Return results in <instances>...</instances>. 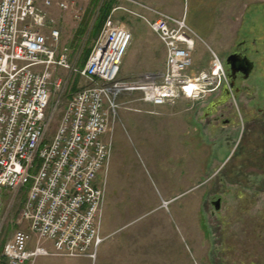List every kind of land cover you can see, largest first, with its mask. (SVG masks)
Listing matches in <instances>:
<instances>
[{"label": "built area", "instance_id": "obj_1", "mask_svg": "<svg viewBox=\"0 0 264 264\" xmlns=\"http://www.w3.org/2000/svg\"><path fill=\"white\" fill-rule=\"evenodd\" d=\"M125 1L134 8L117 6L105 20L80 72L91 85L73 95L49 138L51 68L56 59L59 64L69 59L53 10L71 11L78 20L82 10L68 0H0V234L13 202L6 209L3 196L30 184L19 215L29 230L15 233L0 264H36L40 257L96 259L106 239L102 227L111 129L121 97L139 93L137 100L145 106L161 107L181 99L198 102L229 85L224 59L185 17L139 0ZM117 10L143 20L163 44V72L135 80L122 76L133 34L114 18ZM198 40L212 55L211 68L201 72L193 69ZM62 84L55 80L54 89Z\"/></svg>", "mask_w": 264, "mask_h": 264}, {"label": "rangeland", "instance_id": "obj_2", "mask_svg": "<svg viewBox=\"0 0 264 264\" xmlns=\"http://www.w3.org/2000/svg\"><path fill=\"white\" fill-rule=\"evenodd\" d=\"M68 1L83 10L84 18L81 21L76 19L71 11L57 10L54 13L59 22L62 48H68L69 59L64 64H59L56 59L57 63L51 68L50 113H54L49 138L57 131L73 95L91 85L80 72L86 66L97 39L86 24L89 22V8L93 7L90 5L91 0ZM94 1H97L95 10L105 2L113 3V9L123 5L134 8L125 0ZM139 1L176 17H185L189 26L221 59L226 57L235 41L249 34L257 37L258 31L264 34V0H157L159 4L156 0ZM113 16L130 29L133 36L137 28L141 30L140 35L133 37L124 60L133 50L138 65L144 64L148 58L145 44L148 45L150 41L151 46H155L158 58L163 57V44L156 36H151L149 26L143 20L123 10L115 11ZM209 34L212 40L207 38ZM153 39L155 44H152ZM149 51L152 52L151 49ZM193 60L195 72L211 68L212 55L207 45L200 40L197 41ZM57 79L63 82L60 90L54 89ZM259 81L260 78L256 77L250 86H255ZM259 86L263 87L264 84ZM217 94H210L198 102L181 99L176 104L161 107L145 106L137 100L139 93L126 94L120 98L111 129L113 151L106 177L103 224L107 217L112 222L111 227L116 228L123 221L140 217L129 226L127 232L130 237L136 239L149 235L157 239L159 252L162 242L166 241L168 247L173 249V257L177 259L174 264H264V221L259 217L264 214V191L260 193V202L246 210L245 206L250 207L251 204L241 194H252L253 190H245L232 178L233 164L241 158L245 160L244 169L259 173L253 177L256 182L254 185L260 184L264 178L262 167L250 166L247 161L251 146L246 142L252 127L246 120V107L250 101L246 92L241 99L233 100V104L237 102L241 111V125L236 128L229 144L230 139L226 137L229 127L223 130L225 128H222L224 125L221 123L222 126L212 130L214 133L211 136V130L202 116L206 106L217 98ZM138 120L145 123L138 124ZM109 137L106 136V139ZM240 138L242 142L238 153L230 160L232 147ZM29 188L30 184L15 195L7 192L3 196L6 209L10 201L13 202L2 225L0 258L4 247L17 231L29 230L27 224L19 221ZM218 196L222 198L220 210L211 202ZM45 244L50 245L48 242ZM38 260L39 264L63 262L50 257H40ZM158 264L162 263L159 261Z\"/></svg>", "mask_w": 264, "mask_h": 264}, {"label": "flooded vegetation", "instance_id": "obj_3", "mask_svg": "<svg viewBox=\"0 0 264 264\" xmlns=\"http://www.w3.org/2000/svg\"><path fill=\"white\" fill-rule=\"evenodd\" d=\"M256 35L257 37H253L252 34H249L247 37L235 41L231 50L224 58V61L230 55H236V61L233 60V63L236 65V71L231 75L229 85H225L217 92V98L206 106L202 116L204 121L207 122L206 125L208 129L211 130V136L214 133L212 130L222 126L221 123L224 125L222 128H225L223 130H227L229 127V130L226 132V137L230 139L228 141L230 144L231 140L234 138L236 128L241 125L239 123L241 111L237 102L233 104V100L241 99L242 94L246 92L247 99L250 101L249 105L246 107V114L248 115L246 120L252 127L251 134L246 142V144L248 143L251 146V151L249 152L250 156L247 161L251 164L250 166H261L262 170H264V86H259L264 84V34L258 31ZM246 56L254 62V67L247 77L245 68L249 62L245 59ZM256 77L260 78L259 83H255L259 87L256 85L250 86L251 81H254ZM232 83L233 86H231ZM253 102L255 104L250 107ZM242 123H244V121H242ZM241 142L242 138L232 147L230 160L238 153ZM237 162L238 163H234L232 167L234 168L232 178L237 181L235 182L237 185L240 183V186L245 190H253L252 194H241L242 197L250 201V207L245 206V209L248 210L252 206L254 208V206L260 202V193L264 191V178L262 177V180H260L261 182H259L260 184L254 185L256 182H254L255 179H253V177L256 175L258 176L259 173L254 171L249 172V168L244 169V158H241L240 161ZM211 202L216 209L220 210L222 203V198L220 196L211 200ZM259 217L264 221V214H261Z\"/></svg>", "mask_w": 264, "mask_h": 264}, {"label": "crops", "instance_id": "obj_4", "mask_svg": "<svg viewBox=\"0 0 264 264\" xmlns=\"http://www.w3.org/2000/svg\"><path fill=\"white\" fill-rule=\"evenodd\" d=\"M88 1L89 0H87V2ZM163 1L165 2V0ZM155 2L159 4V1L156 0ZM96 3L97 1L91 0L90 5L93 8L90 7L89 10L90 9L91 10L88 11L87 21L89 22H86V24L87 26L89 25L90 30L91 29L93 30L95 26L98 25L97 23H99L100 21L99 18L101 17L100 13H101L102 4L99 8H96V10L98 11V13H96V10L94 9ZM57 10L58 9L53 10V15ZM95 14H97L96 17ZM83 15L84 14L82 10V17L81 19H79L80 21L84 18ZM149 30L151 36L152 35L156 36L151 31L150 27ZM140 31L141 30L137 28L134 32L133 37L140 35L141 34ZM207 38L212 40L210 34L207 36ZM142 42L143 44L146 43L144 41ZM151 42L152 41H150L148 45L147 43L145 44V48H147L146 55L148 58L144 64L138 65V59L137 56L135 55L136 52L133 50H132L133 52L131 51L132 53L130 52L129 55L125 58L122 66V76L124 78H132V77L139 78L145 74L160 73L164 71L165 60H166L165 48H164L165 52L163 54V57L160 59L158 58L155 52L154 49L155 46L154 47L151 46ZM152 44H155L154 39ZM149 49H151L152 52L149 51ZM137 122L138 124L145 123V121L143 120H138ZM139 218L140 217L134 220L123 221L124 223V224L122 223L123 225L120 224L118 227L112 228L111 227L112 222L109 221L108 220L109 218L106 217L102 228V235L106 239L103 242V244L100 246L95 260H91L90 258L65 259V258H51V257L50 259H54L56 261H63L56 264H158L159 261L162 264L163 263L174 264V261L177 259H175V256L173 257L174 255L173 249L168 247L166 241L162 242V246L160 248L161 252H159V245L157 244L158 242L157 239H152L151 236L149 235H142L137 237L136 239H132L130 237L127 230L129 229V226L132 225L133 223H136V221L139 220ZM152 228H155V226H153ZM164 243H165V247L163 246ZM70 261H75V262H70ZM36 264H39V260L36 262Z\"/></svg>", "mask_w": 264, "mask_h": 264}, {"label": "trees", "instance_id": "obj_5", "mask_svg": "<svg viewBox=\"0 0 264 264\" xmlns=\"http://www.w3.org/2000/svg\"><path fill=\"white\" fill-rule=\"evenodd\" d=\"M113 9V3L110 2H105L102 7H101V13H100V21L99 23H97L98 25L95 26V28L93 29V35L96 36L98 38V36L100 35L102 28L104 26L105 20L107 19V17L111 14Z\"/></svg>", "mask_w": 264, "mask_h": 264}, {"label": "water", "instance_id": "obj_6", "mask_svg": "<svg viewBox=\"0 0 264 264\" xmlns=\"http://www.w3.org/2000/svg\"><path fill=\"white\" fill-rule=\"evenodd\" d=\"M236 55H230L229 57L226 58V65L228 67V77L230 79L231 75L236 71V65L233 63V60L236 61ZM245 59L249 62L247 63V67L245 68V73H246V77L248 76V74L252 71L253 67H254V62H252L249 58H247V56L245 57ZM231 86H233V83L231 84Z\"/></svg>", "mask_w": 264, "mask_h": 264}]
</instances>
